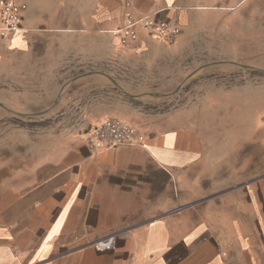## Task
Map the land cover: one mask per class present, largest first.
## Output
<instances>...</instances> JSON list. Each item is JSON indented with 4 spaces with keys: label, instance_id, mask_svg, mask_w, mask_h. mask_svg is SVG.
<instances>
[{
    "label": "crops",
    "instance_id": "0c3cea01",
    "mask_svg": "<svg viewBox=\"0 0 264 264\" xmlns=\"http://www.w3.org/2000/svg\"><path fill=\"white\" fill-rule=\"evenodd\" d=\"M13 1L26 9L21 29L0 37V107L21 92H45L43 107L73 108L87 126L1 167L0 264H264V195L227 191L225 159H211L176 126L187 107L162 110L173 107L163 94L173 84L145 78L146 66L113 84L96 57L64 81L65 41L94 44L114 30L121 0ZM133 2L137 16L182 23L172 0ZM146 37L158 41L141 30L131 47H146ZM106 119L135 125L145 142L89 150V130ZM109 235L113 250L90 247Z\"/></svg>",
    "mask_w": 264,
    "mask_h": 264
},
{
    "label": "rangeland",
    "instance_id": "374dc122",
    "mask_svg": "<svg viewBox=\"0 0 264 264\" xmlns=\"http://www.w3.org/2000/svg\"><path fill=\"white\" fill-rule=\"evenodd\" d=\"M152 1L161 7L166 4ZM126 2L132 13H139L133 0L115 1L113 29L121 22ZM172 2L182 19L175 22L181 34L173 44L146 37L150 42L146 47L122 48L102 32L94 44L67 39L63 79L77 78L79 66L88 65L90 57H96L99 72L110 73L113 84L127 69L138 74V69L148 67L145 78L160 76L164 85L173 84V90L163 93L173 98V107L162 110L187 107L188 118L176 126L193 135V146L208 149L211 159H225L227 191L264 195V0ZM139 51L150 56L121 59L122 52ZM42 94L49 96L21 92L8 100L11 107H0V169L15 164L29 150L37 152L56 143L63 133L85 130L87 124L77 110L43 107L47 102L41 100Z\"/></svg>",
    "mask_w": 264,
    "mask_h": 264
},
{
    "label": "built area",
    "instance_id": "2783aa9c",
    "mask_svg": "<svg viewBox=\"0 0 264 264\" xmlns=\"http://www.w3.org/2000/svg\"><path fill=\"white\" fill-rule=\"evenodd\" d=\"M24 4L13 0H0V37L6 38L21 29ZM143 30L156 40L172 44L180 36V28L165 21H158L151 16H137L130 11L129 2L125 3V12L121 26L108 32L117 40V45L129 48L135 45ZM145 136L135 126L117 119H106L89 130L86 145L89 150L96 152L105 148L117 146H142ZM115 246V236L109 235L95 240L90 247L103 253L111 251Z\"/></svg>",
    "mask_w": 264,
    "mask_h": 264
},
{
    "label": "bare ground",
    "instance_id": "6f19581e",
    "mask_svg": "<svg viewBox=\"0 0 264 264\" xmlns=\"http://www.w3.org/2000/svg\"><path fill=\"white\" fill-rule=\"evenodd\" d=\"M115 39V38H114ZM116 40V39H115ZM117 41V40H116Z\"/></svg>",
    "mask_w": 264,
    "mask_h": 264
}]
</instances>
